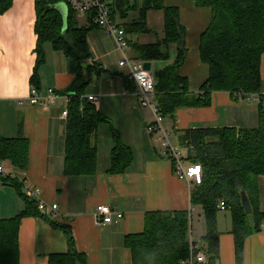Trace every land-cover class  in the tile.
Listing matches in <instances>:
<instances>
[{
  "label": "crops",
  "instance_id": "0c3cea01",
  "mask_svg": "<svg viewBox=\"0 0 264 264\" xmlns=\"http://www.w3.org/2000/svg\"><path fill=\"white\" fill-rule=\"evenodd\" d=\"M164 4L179 9L186 30L187 47L180 74L187 78L190 91L198 93L210 75L208 64L200 56V41L211 22V9L198 6L195 0H164ZM37 19L35 0H13L9 9L0 15V138L17 136L22 124V132L29 140V163L25 171L15 169L5 160H0V165L12 177L25 178L23 193L27 197L30 198L28 188L37 187L41 189L42 199L47 205H58L55 212L48 209L40 215L22 219L19 231L21 264H49L51 254L69 251L66 234L54 227L51 221L71 227L74 247L86 256L87 264H132L125 238L144 230L146 214L150 211L188 210L191 216L196 212L195 225L191 224L194 236L190 234L189 239L202 247L206 234L203 210L191 204L192 187L175 174L174 163L165 154L159 133L148 132L147 127L154 121V114L150 108L140 105L136 84L130 79L127 69L119 66L121 54L106 31L103 32L109 44L114 46V64L104 52L108 43L99 41V46L88 43L94 61L100 63L105 71L93 74L86 94L97 97L93 102L120 133L122 141L131 147L134 159L124 173L109 171L115 143L110 124H103L99 129L97 171L79 176L65 173L67 119L63 112L67 102L60 99L45 108L31 104L28 99L34 86L32 76L37 65ZM91 24L95 23L90 19L86 27ZM148 24L154 30L152 33L128 38L140 43H153L157 40L154 36L156 31L162 37V12L150 11ZM43 47L45 62L37 70L39 90L46 92L53 88L64 92L76 77L74 61L50 42H45ZM129 53L133 57L131 49ZM176 56L177 47L172 45L169 60L151 61L153 73L173 63ZM261 76L260 93L264 97V54ZM259 110L260 100L256 95L214 92L210 105L180 108L175 117H165L163 122L172 143L183 147L181 138L189 128L256 127ZM258 182L259 206L263 210L264 175L259 177ZM99 205H109L123 216H114L111 223L98 224L95 213ZM25 206L19 191L3 183L0 189V219L18 215ZM217 225L220 254L216 264H236L229 208H219ZM243 264H264V222L259 232L246 239Z\"/></svg>",
  "mask_w": 264,
  "mask_h": 264
},
{
  "label": "trees",
  "instance_id": "16d2710c",
  "mask_svg": "<svg viewBox=\"0 0 264 264\" xmlns=\"http://www.w3.org/2000/svg\"><path fill=\"white\" fill-rule=\"evenodd\" d=\"M200 7L211 9V22L201 35L200 56L208 64L210 75L198 93L189 89L188 80L180 74L187 55L186 30L176 6H166L164 0H112V18L122 26L128 36L150 34L148 13H163L162 37L153 43H140L129 39L133 58L139 61H166L171 57V46L177 47L173 63L154 72L156 104L160 114L175 117L180 108L202 107L211 103L214 92L254 96L260 100L259 122L256 127H196L184 131L181 144L189 149V160L203 167L201 184L191 191V204L200 206L204 213L206 234L202 250L208 260L216 264L220 254V232L217 225L218 204L224 201L232 213V233L235 238L236 264H243L246 239L261 230L264 209L259 206V182L264 175V97L261 59L264 54V0H195ZM64 0H35L38 10L37 65L32 76L34 87L40 89L38 67L45 62L44 43L50 42L57 50L72 58L76 77L70 87L61 92L70 95L65 139V173L91 175L97 171L99 129L110 124L114 139L111 152L113 173H124L134 159L131 147L109 119L90 101L86 91L93 74L105 71L94 61L88 44L90 27L80 25L77 14L68 9V22L55 6ZM13 0H0V15ZM92 20V19H91ZM93 22V21H92ZM133 81V80H132ZM134 82V81H133ZM0 160L20 171L29 163V140L22 132L15 137L0 138ZM24 177L0 174V182L15 187L26 202L16 216L0 219V264H21L19 231L26 216L40 215L37 201L23 193ZM244 190L252 204L248 215L241 202ZM64 231L69 251L49 256V264H87L86 256L75 249L69 225L51 221ZM191 212L150 211L146 214L145 228L125 238L132 264H181L190 255Z\"/></svg>",
  "mask_w": 264,
  "mask_h": 264
},
{
  "label": "built area",
  "instance_id": "2783aa9c",
  "mask_svg": "<svg viewBox=\"0 0 264 264\" xmlns=\"http://www.w3.org/2000/svg\"><path fill=\"white\" fill-rule=\"evenodd\" d=\"M112 0H64L67 9L73 10L79 15H88L92 21L98 26L105 29L114 39L121 53L119 66L127 69L130 79L134 81L137 87L136 95L140 105L148 107L154 114V121L147 127L149 133H159V140L162 143L165 154L172 159L175 174L185 179L191 187L199 185L203 179V167L201 163L191 162L189 160V149L186 147L176 146L172 143L170 134L163 126V116L160 114L156 104V79L152 70H147L144 67V62L133 58L127 50H130L129 38L126 30L112 18L110 11V3ZM90 101H96V96H88ZM33 105H40L48 108L55 104L60 99H65L67 102L66 110L63 112L67 119L68 103L71 100L70 95L63 94L56 89L50 88L46 92H42L32 86L28 97ZM0 174L8 175L3 166L0 165ZM25 184V180H24ZM3 184L0 182V189ZM28 188V186H27ZM29 196L37 201L38 210L46 212L51 209L55 212L58 209L57 204L47 205L42 199L41 189L37 187L28 188ZM220 209L225 210L227 206L224 201H220ZM114 216L121 218L122 213H116L109 205H99L96 209L95 217L98 224H107L113 221ZM208 258L202 247L190 239V255L182 261V264H205Z\"/></svg>",
  "mask_w": 264,
  "mask_h": 264
},
{
  "label": "rangeland",
  "instance_id": "374dc122",
  "mask_svg": "<svg viewBox=\"0 0 264 264\" xmlns=\"http://www.w3.org/2000/svg\"><path fill=\"white\" fill-rule=\"evenodd\" d=\"M60 5H63V6H65V4L64 3H60ZM77 17H78V19H79V22H80V25H82V26H86V24L87 23H89L90 22V18H89V16L88 15H79V14H77ZM88 22H87V21ZM93 26V27H90V26ZM89 27H90V30H89V32H88V35H87V38H88V43L90 44V42H91V45L93 44V43H96L97 44V42H99V41H101L102 43H108V48H107V50H105V48H106V45H105V47H104V49L103 50H105L104 52L107 54V55H109L110 57H111V59H112V62H113V64H114V46H111V44H109V39L111 40V39H114L108 32V35H109V39L106 37V34L103 32V31H105V29L104 28H102V27H100V26H98L97 24H91ZM154 36H157V38H159L160 37V33L158 32V31H156L155 33H154ZM98 45V44H97ZM116 45V48L118 49V46H117V44H115ZM99 46V45H98ZM91 47V46H90ZM93 50V49H92ZM100 50V49H99ZM93 52H94V50H93ZM95 53V52H94ZM127 53H129V49L127 50ZM111 54V55H110ZM121 54V53H120ZM163 126H164V128H165V130H166V127H165V125H164V122H163ZM170 134V133H169ZM171 140H172V138H171ZM195 222H196V212H193V214H192V216H191V224L193 223L194 225H195ZM190 234H193V236H194V233L192 232V229L190 230Z\"/></svg>",
  "mask_w": 264,
  "mask_h": 264
},
{
  "label": "water",
  "instance_id": "95a60500",
  "mask_svg": "<svg viewBox=\"0 0 264 264\" xmlns=\"http://www.w3.org/2000/svg\"><path fill=\"white\" fill-rule=\"evenodd\" d=\"M55 8L58 11H60V13L62 14V17L64 19V25L66 26L67 22H68V16H69L67 7L58 4L55 6ZM144 67H145V69L150 71V70H152V63L149 61H146V62H144ZM241 202H242V206L245 210V213L248 215L252 214V212H253L252 204H251V201H250L247 193L244 190H242V192H241Z\"/></svg>",
  "mask_w": 264,
  "mask_h": 264
}]
</instances>
